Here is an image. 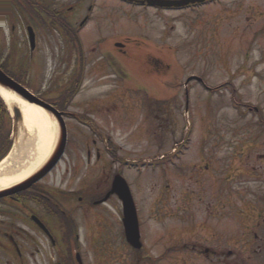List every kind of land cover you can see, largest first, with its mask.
I'll return each instance as SVG.
<instances>
[{
    "label": "rangeland",
    "instance_id": "1",
    "mask_svg": "<svg viewBox=\"0 0 264 264\" xmlns=\"http://www.w3.org/2000/svg\"><path fill=\"white\" fill-rule=\"evenodd\" d=\"M61 2L68 7L71 5L70 0ZM124 15L128 14L125 12ZM130 15L136 16L133 13ZM172 16V30L168 29L171 35L167 38L161 33L165 29L164 22L156 19L155 39L151 40L156 45L151 49L139 38L134 42L127 38L120 40L124 34L133 37L131 32H136L126 25L113 31L98 26L101 33L106 32L110 41L127 44L126 49L132 58L142 59L149 49L169 65L168 69L157 70L155 63L148 67L143 63L125 62V70L112 72L115 76L111 81L125 84L126 96L123 97L121 92L119 97L125 100L132 94V98L114 109L115 112H111L110 108L105 112V116H110L107 133L123 146L120 157L140 163L139 166L130 163L124 167V176L138 207L145 254L151 251L153 255L163 252V249L152 245L154 239L164 238L170 228L180 226L182 221L166 217L160 218L157 223L150 220L154 217L151 203L159 196L158 193L162 192L161 202L165 208L167 205L185 207L184 210L189 209L187 216L207 206L218 207L219 212L224 214L239 194L240 197H249V194L264 193V0H227L218 7L204 6ZM139 26L142 34L143 22ZM151 27L152 22L148 23L146 33ZM38 32H47L38 45L46 67L44 63L38 66V72L44 71L41 79L33 71L24 75L32 92L41 94L47 100L55 99L63 91L57 84L66 79L63 75L55 79V75L58 71L63 73L64 65L71 57V47L65 45L62 35L53 26L47 30L45 27L43 30L38 28ZM0 33L3 34L5 48L9 42V29L4 26ZM96 34L89 27L81 32L86 49L96 47ZM25 37L24 28H17L15 44L23 45ZM100 45V48H108V40H101ZM21 48L26 50L24 46ZM97 74L96 77L91 76L86 71L87 85L81 88L76 100L107 96L106 86L98 82L94 87L96 84L92 81L100 76L99 72ZM191 77L202 79L205 87L196 81L189 83L187 109L185 84ZM135 83L140 87H130ZM112 90L114 93L115 90L123 91L116 85L112 86ZM148 96H151V106ZM99 98H92L91 101L99 105L103 97ZM114 116L121 117L120 124L115 126L111 125ZM13 130L10 157L22 134L21 124L16 123L14 118ZM181 141H185L183 146L186 145L188 151L181 154L176 150L171 155L174 162L176 160L175 166H170L168 155L174 149L181 151ZM161 156L166 158L158 160ZM108 160L109 167L116 173L117 165L112 163L111 167L112 159L109 157ZM150 160L153 161L151 164L141 162ZM155 162L161 166L149 167ZM241 202H237V206ZM167 212L169 210H164L162 214L166 216ZM118 213L121 214L117 203H111L96 212L97 217L92 218L90 226H87L88 232L82 228V247L78 253L84 264H132L134 252L123 239ZM179 214L174 215V219L180 218ZM187 216L185 221L190 220ZM220 225V228L229 226L230 219L224 218ZM90 236L93 247L84 241ZM177 240L174 239L175 246L170 256L160 264H203L199 261L190 263V257L183 253L184 249L190 250L200 242L198 236ZM198 248L195 246L193 249L196 252Z\"/></svg>",
    "mask_w": 264,
    "mask_h": 264
},
{
    "label": "flooded vegetation",
    "instance_id": "2",
    "mask_svg": "<svg viewBox=\"0 0 264 264\" xmlns=\"http://www.w3.org/2000/svg\"><path fill=\"white\" fill-rule=\"evenodd\" d=\"M70 1L71 5L68 7L61 0H0L6 7L14 6L17 10L23 8L18 13V18L13 10L6 11L2 19L7 23L18 21L23 26L32 24L41 27L44 24V14H40V9L43 12L47 9L53 19L47 22L50 23L48 27L52 23L58 26L64 23L74 31L71 33L74 43L68 41L72 43L71 57L69 63L64 65L65 73H62L63 78L66 77V86L73 81L70 77L80 67L91 71L123 72L125 61L138 63L127 53V44L121 47L113 43V49H100V41L107 40V34L101 33L98 26L113 31L126 25L129 30L136 31L131 32L134 34L133 38L144 35L145 39L153 40L155 21L159 18L165 24V29L161 32L163 37L167 38L169 35L172 12L149 8L147 0ZM125 12L127 16L124 15ZM131 13L136 16H131ZM140 22L144 25L142 34ZM151 22L152 27L147 34V26ZM87 27L97 32L94 40L96 47L88 49V63L84 57H78L80 49L76 46L78 31ZM46 34L47 32H38L35 52L26 55L15 44L16 28H10L5 52L2 51L4 38L0 33V61L14 71H33L43 62L38 45L41 37ZM129 37L125 39L129 40ZM62 38L66 44L67 38ZM78 43L80 45L79 41ZM153 45L156 43H152ZM149 46L151 49V45ZM98 51L100 52L97 53ZM153 53L150 50L144 57V65L150 67L156 62ZM5 57H8L7 61ZM118 87H122V84ZM67 103V97H64L53 105L63 114L67 132L65 150L60 161L41 180L31 183L24 190L0 198V264H74L76 247L81 246L79 232L82 228L90 226L92 218L97 217L96 212L108 204L116 202L117 206L118 203L121 205L118 198L110 193L115 176L121 172L122 159L118 146L109 147L105 142V118L98 115L94 119L99 123L94 134L84 127V116L96 115L99 107L95 108L93 101L84 102L80 105L82 111L78 113L70 111ZM109 157L112 158L111 167L112 163L117 165L116 173L109 167ZM161 199L162 197H156L152 203V220L158 222L162 218V211L169 210L165 217L169 220H182L181 225L170 228L164 238H158L157 242L164 240V244L155 243V246L162 248L163 252L160 251L157 256L134 254L131 257L132 264H158L170 256L169 253L175 246L174 239L179 242L182 237L192 238L194 235L198 236L200 242L193 245V248H199L189 256L190 263L264 264V193L254 196L249 194V197H240L239 194L231 201L224 214L218 208L207 206L202 211L196 209L198 212H191L190 216L186 215L189 209L184 210L185 207L174 208L167 205L165 208ZM237 202L241 204L237 206ZM177 212L181 216L179 214L180 218L174 219ZM185 216L190 220L185 221ZM224 218L230 219V225L220 228V222ZM84 241L88 246L93 244L92 238Z\"/></svg>",
    "mask_w": 264,
    "mask_h": 264
},
{
    "label": "bare ground",
    "instance_id": "3",
    "mask_svg": "<svg viewBox=\"0 0 264 264\" xmlns=\"http://www.w3.org/2000/svg\"><path fill=\"white\" fill-rule=\"evenodd\" d=\"M0 97L9 109L16 105L23 116V129L12 157L0 164V191L22 183L48 160L56 144L57 125L42 109L22 101L0 88ZM27 135V136H26Z\"/></svg>",
    "mask_w": 264,
    "mask_h": 264
},
{
    "label": "water",
    "instance_id": "4",
    "mask_svg": "<svg viewBox=\"0 0 264 264\" xmlns=\"http://www.w3.org/2000/svg\"><path fill=\"white\" fill-rule=\"evenodd\" d=\"M207 0H183L179 2H156V1H149V3L153 5H161L164 7H185L190 4H201L204 3ZM30 32V42L32 48L35 47V38L31 30ZM194 78H191L188 80V82L192 81ZM200 81V80H199ZM0 88L14 94L15 96L19 97L20 99L26 101L29 104L36 105L42 109H44L49 114L55 116L58 121H60V114L52 108L47 103L41 101L34 95H32L26 88L22 87L20 84L13 81L11 78H9L1 69H0ZM15 117L17 120L21 119V113L20 110L17 107L13 108ZM62 132L60 135V141L57 143L52 155L49 157V159L46 161V163L42 166V168L37 171L33 176H31L26 181L20 183L19 185L15 186L14 188L6 189L3 191H0V198L4 197L8 194H13L15 192H18L22 189L27 188L31 183L36 182L40 178H42L46 173H48L56 164V162L60 159L62 156L63 150H64V144H65V132L64 128H62ZM112 193L116 194L119 199L123 202L124 207V227L126 231V238L129 244L136 248H141L140 243V235H139V229H138V220L136 216V210L128 189L127 184L124 182L123 179L117 178L114 181Z\"/></svg>",
    "mask_w": 264,
    "mask_h": 264
},
{
    "label": "trees",
    "instance_id": "5",
    "mask_svg": "<svg viewBox=\"0 0 264 264\" xmlns=\"http://www.w3.org/2000/svg\"><path fill=\"white\" fill-rule=\"evenodd\" d=\"M5 112V106L0 99V161L6 157L12 147L11 128L7 125L9 120Z\"/></svg>",
    "mask_w": 264,
    "mask_h": 264
}]
</instances>
